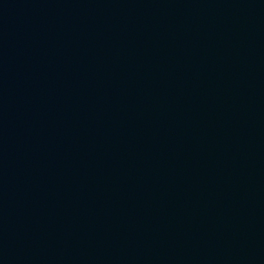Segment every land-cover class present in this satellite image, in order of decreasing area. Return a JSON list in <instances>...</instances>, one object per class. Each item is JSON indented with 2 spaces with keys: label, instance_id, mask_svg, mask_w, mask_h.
I'll return each instance as SVG.
<instances>
[{
  "label": "water",
  "instance_id": "water-1",
  "mask_svg": "<svg viewBox=\"0 0 264 264\" xmlns=\"http://www.w3.org/2000/svg\"><path fill=\"white\" fill-rule=\"evenodd\" d=\"M0 264H264V0H0Z\"/></svg>",
  "mask_w": 264,
  "mask_h": 264
}]
</instances>
